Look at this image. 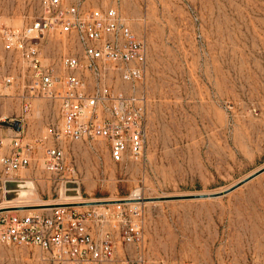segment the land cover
<instances>
[{
  "label": "rangeland",
  "instance_id": "374dc122",
  "mask_svg": "<svg viewBox=\"0 0 264 264\" xmlns=\"http://www.w3.org/2000/svg\"><path fill=\"white\" fill-rule=\"evenodd\" d=\"M110 6L148 48L146 159L115 163L100 142L67 143L66 166L76 175L52 174L43 169L40 148L28 169L0 182V209L61 203L75 190L83 203L139 195L144 200L134 203L144 202L142 249L151 262L264 264V173L223 197L177 198L225 191L264 167V0H124ZM42 15L43 0H0L2 78L19 80L0 98V122L19 120L26 138L52 146L49 131L61 123L58 104L38 98L23 113L31 73L22 83L17 57L1 40V29ZM41 52L57 65L80 53L74 36L59 35H47ZM114 82L129 92V84ZM0 134L10 137L11 131L0 126ZM109 229L121 239L118 227ZM119 250L138 254L123 242ZM0 264L56 263L33 245L0 244Z\"/></svg>",
  "mask_w": 264,
  "mask_h": 264
},
{
  "label": "built area",
  "instance_id": "2783aa9c",
  "mask_svg": "<svg viewBox=\"0 0 264 264\" xmlns=\"http://www.w3.org/2000/svg\"><path fill=\"white\" fill-rule=\"evenodd\" d=\"M123 1L43 0V15L33 23L15 29L2 27L3 47L15 53L22 83L31 73L23 113L31 112L35 99L52 100L58 104L61 123L49 131L52 146L26 138L21 122L20 132L9 128L10 137L0 134V182L6 184L28 169L40 148L44 171L75 176L76 169L66 166L67 143L100 142L115 163L146 159L149 95L142 84L148 48L118 7L110 6ZM47 35L74 36L80 53L63 56L58 65L46 62L41 47ZM116 79L129 84V92L119 89ZM18 85L14 76L3 79L0 67V98L9 96ZM66 185L63 180L61 186ZM74 195L65 194V201L25 215L1 212L0 244L33 245L56 264H166L151 262L143 252L140 204L118 202L82 210L84 204H67ZM111 226L118 227L121 239ZM122 242L134 246L137 256L122 255Z\"/></svg>",
  "mask_w": 264,
  "mask_h": 264
},
{
  "label": "water",
  "instance_id": "95a60500",
  "mask_svg": "<svg viewBox=\"0 0 264 264\" xmlns=\"http://www.w3.org/2000/svg\"><path fill=\"white\" fill-rule=\"evenodd\" d=\"M0 126L1 127H7V128H12L14 129L16 132H20L21 131V123L20 121H16L15 123H8V122H0ZM264 173V167L258 171H256L255 173H253L252 175H250L249 177H247L246 179H244L243 181L239 182L238 184H236L235 186L219 192V193H213V194H204V195H188V196H183V197H177L180 199H206V198H210V199H214V198H219V197H223L228 195L229 193L235 191L236 189H238L239 187H241L242 185L250 182L251 180H253L254 178L260 176L261 174ZM164 199H169V198H160V199H155V200H164ZM123 203H128L131 202L130 199H126L121 201ZM118 203L116 201H94V202H89V203H85V206H99V205H107V204H115ZM10 209H0V213L1 212H5L8 211Z\"/></svg>",
  "mask_w": 264,
  "mask_h": 264
},
{
  "label": "bare ground",
  "instance_id": "6f19581e",
  "mask_svg": "<svg viewBox=\"0 0 264 264\" xmlns=\"http://www.w3.org/2000/svg\"><path fill=\"white\" fill-rule=\"evenodd\" d=\"M31 182V181H30ZM12 184V183H11ZM28 187V186H27ZM27 187H23L22 186V189H26ZM9 189V188H8ZM9 192V191H8ZM22 195H26V190H23L22 191ZM37 194V193H36ZM137 195V194H136ZM81 194H79L76 190H75V195L74 197H71V198H68L69 201H74V202H70V203H67V204H85L83 203L82 201H79L81 200ZM34 200V199H33ZM132 204H134V202H138V200H144L143 197L137 195V197L135 198H130ZM137 200V201H136ZM18 202V201H17ZM30 203V202H29ZM33 203V202H32ZM59 203V202H58ZM144 203V202H142ZM142 203H138V204H142ZM16 203H13V205L11 206H7L8 211H13V210H20V212H32L34 210H44L46 207H49L51 205H56V204H49V205H46V204H36V205H15Z\"/></svg>",
  "mask_w": 264,
  "mask_h": 264
}]
</instances>
